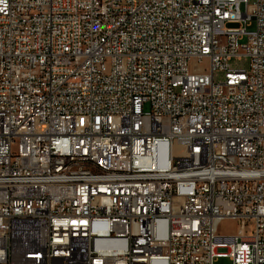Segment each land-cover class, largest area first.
Returning <instances> with one entry per match:
<instances>
[{"label":"built area","instance_id":"2783aa9c","mask_svg":"<svg viewBox=\"0 0 264 264\" xmlns=\"http://www.w3.org/2000/svg\"><path fill=\"white\" fill-rule=\"evenodd\" d=\"M218 256L264 264V0H0V264Z\"/></svg>","mask_w":264,"mask_h":264},{"label":"rangeland","instance_id":"374dc122","mask_svg":"<svg viewBox=\"0 0 264 264\" xmlns=\"http://www.w3.org/2000/svg\"><path fill=\"white\" fill-rule=\"evenodd\" d=\"M242 8L244 6L242 5ZM229 27H237L238 25L235 24H230L228 25ZM256 29V22L255 20H250L248 21V26H247V31L248 32H253ZM247 42V35H244V37L241 39L240 43L244 44ZM250 58L247 56H241L240 58H232L230 61V67L232 69H238V70H246L248 71L250 68ZM223 79V73L217 72L215 74V80L221 81ZM237 230V225L234 222L231 221H224L221 223L219 227V232L220 234H233ZM213 264H232V261L229 257L227 256H218L215 257Z\"/></svg>","mask_w":264,"mask_h":264}]
</instances>
